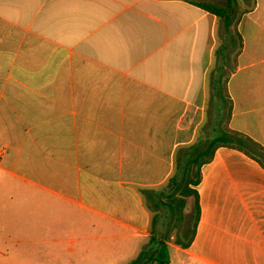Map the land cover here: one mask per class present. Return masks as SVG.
Returning a JSON list of instances; mask_svg holds the SVG:
<instances>
[{
    "label": "crops",
    "instance_id": "crops-1",
    "mask_svg": "<svg viewBox=\"0 0 264 264\" xmlns=\"http://www.w3.org/2000/svg\"><path fill=\"white\" fill-rule=\"evenodd\" d=\"M220 1L0 0V238L12 215H75L52 242L84 264L141 255L132 239L187 243L192 200L180 229L154 200L191 148L235 131L264 149V0L230 28L194 4ZM201 172L195 235L168 243L170 263L264 264L263 164L219 147Z\"/></svg>",
    "mask_w": 264,
    "mask_h": 264
},
{
    "label": "trees",
    "instance_id": "trees-1",
    "mask_svg": "<svg viewBox=\"0 0 264 264\" xmlns=\"http://www.w3.org/2000/svg\"><path fill=\"white\" fill-rule=\"evenodd\" d=\"M190 2V0H186ZM201 9L209 12L212 15L219 17L225 21L226 27L230 28L235 18L230 14V10L235 8L238 0H227V7H218L206 2H194ZM219 117V114H217ZM219 147H227L233 150H238L249 157L259 161L264 166V162L258 159L256 150L264 153V149L259 146L251 138L242 133L231 131L230 133L220 134L217 132L216 138L207 146H193V152L188 155L189 159L178 164L179 171L175 176L169 179L167 194H162L154 200L157 211H160L161 206L167 207L169 223H174V229L182 228L187 217L185 209L190 200L193 202V215L191 217L192 227L189 229V237L187 243L177 240V245L187 247L191 244L196 232L199 221V196L196 187L202 181L201 169L205 163L213 158L214 152ZM171 227V225H170ZM194 228V229H193ZM174 230L170 231L169 238ZM169 240L159 239L152 236L149 245L144 249L140 257L132 264H170L171 252Z\"/></svg>",
    "mask_w": 264,
    "mask_h": 264
},
{
    "label": "rangeland",
    "instance_id": "rangeland-1",
    "mask_svg": "<svg viewBox=\"0 0 264 264\" xmlns=\"http://www.w3.org/2000/svg\"><path fill=\"white\" fill-rule=\"evenodd\" d=\"M226 5V0H222L220 2H217L216 6L226 7ZM252 7L253 0H238L236 9L245 10ZM237 19L238 17L234 21V27L237 24ZM255 152L264 161V153H260L257 150ZM13 196L14 194L8 193L7 190L3 188L1 203L3 205H14V200H12ZM74 218L75 215H73L72 224L69 225H50L48 227L42 225L26 226L15 224V218L14 215H12L10 220H12L13 223L12 225H9V229H7V231L11 235H13L14 238H7V234L4 237L0 238V253L2 254L0 255V264H4L5 262L4 255L8 256L13 261V264H21L19 260L27 261L29 264H84L83 257L78 256V254L74 255L70 252V249L72 248L71 241L67 239L60 244H55L52 242V235L57 234L58 232L54 231L55 227H58L62 231L67 230L68 228L74 230V228L76 227ZM1 227L2 226H0V228ZM18 236H21V242H18ZM22 241H26V243L22 244ZM126 243L133 245L134 248L136 247L137 249L147 247L150 243V240L143 241L132 239L130 241H127ZM169 243L176 244L175 241H169ZM139 253L137 254V256H135V254L132 255V257L130 256L128 260H122L121 258H118L116 260H113L112 263L103 262L104 258H94L93 261L95 263L93 264H132L140 257ZM172 253H174L173 250Z\"/></svg>",
    "mask_w": 264,
    "mask_h": 264
},
{
    "label": "built area",
    "instance_id": "built-area-1",
    "mask_svg": "<svg viewBox=\"0 0 264 264\" xmlns=\"http://www.w3.org/2000/svg\"><path fill=\"white\" fill-rule=\"evenodd\" d=\"M171 264V263H170Z\"/></svg>",
    "mask_w": 264,
    "mask_h": 264
}]
</instances>
